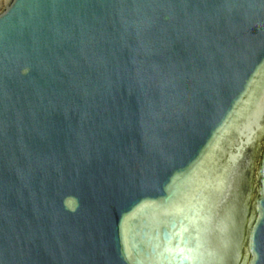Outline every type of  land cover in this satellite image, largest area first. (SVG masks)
Returning <instances> with one entry per match:
<instances>
[{
	"label": "water",
	"instance_id": "obj_1",
	"mask_svg": "<svg viewBox=\"0 0 264 264\" xmlns=\"http://www.w3.org/2000/svg\"><path fill=\"white\" fill-rule=\"evenodd\" d=\"M0 264H264V0H0Z\"/></svg>",
	"mask_w": 264,
	"mask_h": 264
}]
</instances>
